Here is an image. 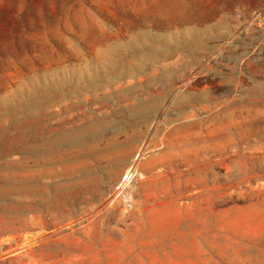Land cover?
Segmentation results:
<instances>
[{"label":"rangeland","instance_id":"374dc122","mask_svg":"<svg viewBox=\"0 0 264 264\" xmlns=\"http://www.w3.org/2000/svg\"><path fill=\"white\" fill-rule=\"evenodd\" d=\"M0 264H264V0H0Z\"/></svg>","mask_w":264,"mask_h":264}]
</instances>
